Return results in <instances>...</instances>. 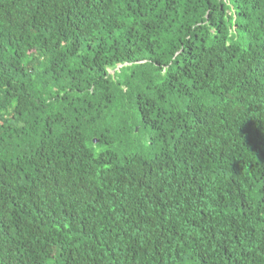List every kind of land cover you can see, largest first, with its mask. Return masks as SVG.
<instances>
[{
	"label": "trees",
	"instance_id": "obj_1",
	"mask_svg": "<svg viewBox=\"0 0 264 264\" xmlns=\"http://www.w3.org/2000/svg\"><path fill=\"white\" fill-rule=\"evenodd\" d=\"M0 264H264V0H0Z\"/></svg>",
	"mask_w": 264,
	"mask_h": 264
},
{
	"label": "rangeland",
	"instance_id": "obj_2",
	"mask_svg": "<svg viewBox=\"0 0 264 264\" xmlns=\"http://www.w3.org/2000/svg\"><path fill=\"white\" fill-rule=\"evenodd\" d=\"M149 135V134H148ZM147 135V138H149V136Z\"/></svg>",
	"mask_w": 264,
	"mask_h": 264
},
{
	"label": "water",
	"instance_id": "obj_3",
	"mask_svg": "<svg viewBox=\"0 0 264 264\" xmlns=\"http://www.w3.org/2000/svg\"><path fill=\"white\" fill-rule=\"evenodd\" d=\"M118 66H119V65H118ZM93 141H95V139H94Z\"/></svg>",
	"mask_w": 264,
	"mask_h": 264
}]
</instances>
